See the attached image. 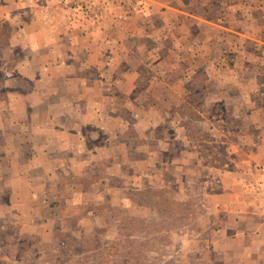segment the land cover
Returning a JSON list of instances; mask_svg holds the SVG:
<instances>
[{
	"label": "crops",
	"instance_id": "0c3cea01",
	"mask_svg": "<svg viewBox=\"0 0 264 264\" xmlns=\"http://www.w3.org/2000/svg\"><path fill=\"white\" fill-rule=\"evenodd\" d=\"M91 2L97 19L74 15L64 0H0V37H8L0 38V69L11 70L0 85L8 89L0 103V230L12 220L26 231L36 198L46 202L38 185L74 164L82 142L72 138L84 126L134 116L131 103L148 100L143 92L159 103L185 94L190 101L204 77L207 101L244 108L237 127L219 131L233 136L236 155L204 180V215L177 262L264 264V0ZM168 114L143 109L140 117Z\"/></svg>",
	"mask_w": 264,
	"mask_h": 264
},
{
	"label": "rangeland",
	"instance_id": "374dc122",
	"mask_svg": "<svg viewBox=\"0 0 264 264\" xmlns=\"http://www.w3.org/2000/svg\"><path fill=\"white\" fill-rule=\"evenodd\" d=\"M7 71L0 69V85ZM204 81L197 78L190 101L185 94L159 103L143 92L148 100L131 103L134 116L84 126L82 137L72 138L82 142L74 164L38 185L47 190L46 202L36 198L26 231L12 220L0 230V240L10 236L12 244H0V264H181L182 244L197 235L204 215V180L236 155L228 150L233 136L219 131L237 127L244 108L243 101H207ZM7 91L1 89L0 103ZM116 104L126 115L125 103ZM162 107L169 116L140 117L143 109Z\"/></svg>",
	"mask_w": 264,
	"mask_h": 264
},
{
	"label": "built area",
	"instance_id": "2783aa9c",
	"mask_svg": "<svg viewBox=\"0 0 264 264\" xmlns=\"http://www.w3.org/2000/svg\"><path fill=\"white\" fill-rule=\"evenodd\" d=\"M70 1H71L70 8L73 12L79 11L87 18L97 19L96 12L93 9L94 7L92 6L90 0H69V2Z\"/></svg>",
	"mask_w": 264,
	"mask_h": 264
}]
</instances>
